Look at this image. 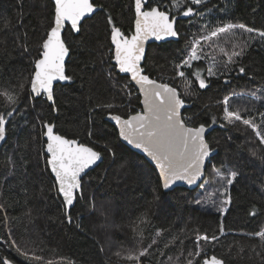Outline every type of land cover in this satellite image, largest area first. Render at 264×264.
<instances>
[{
  "label": "trees",
  "instance_id": "1",
  "mask_svg": "<svg viewBox=\"0 0 264 264\" xmlns=\"http://www.w3.org/2000/svg\"><path fill=\"white\" fill-rule=\"evenodd\" d=\"M46 2L51 4V0H23L20 27L3 31L4 24L0 22V92L19 91V84L30 77L33 70L30 62L39 58L38 44L50 19L51 7L43 6ZM95 3L103 8H98L85 20L84 31L64 32L70 48L65 62L66 74L73 79L54 85L53 101H48L44 95L30 100L26 90L18 106L20 111L8 124L9 134L0 142V261H10V264H139L126 259L128 252L148 248L140 264H187L189 258L193 259V264H202L210 255L223 259L226 264H262L264 247L260 246L258 237L246 234L264 228V193L260 190L264 185V162L251 155L252 149L261 153L264 145L242 124L225 126L222 101L229 96L230 110H241L245 118L252 116L257 124L261 123L264 39L258 33L264 30V0H204L203 4L193 6L198 14L188 17L171 8V0H148L149 5L162 4V10L176 16L179 35L176 40L150 43L142 68L151 77L178 89L185 102L182 116L191 117L189 126H214L206 139L215 154L207 162L203 181L194 190L175 187L170 191L162 189L155 168L117 138V130L105 120L107 110L102 112L95 107L110 102L116 106L118 114L125 117L141 109L136 89L130 87L132 95L128 96L121 88L125 84L132 86L129 78L116 69V79L106 82L105 70L113 62L99 63L101 56H111L107 15L129 35L133 31V0H95ZM183 8L181 5L180 11ZM0 17L9 18L15 26L21 19L17 0H0ZM227 23L244 24L256 30L247 32V47L235 64L227 63L216 76L208 75L205 61L201 60L192 61L190 68H176L189 54L194 36L207 35ZM24 44L28 46L27 54L19 46ZM99 45H104L103 49ZM86 64L87 71H82ZM240 67L245 68V73L239 72ZM177 71H184L185 77H179ZM196 72L206 79V88L199 87L192 75ZM252 92L257 98L250 97ZM243 104V109L234 106ZM5 107H9L7 101L0 96V112ZM54 107L57 111H53ZM38 118L53 123L60 134L78 138L103 153L102 162L84 176L83 191L70 209L71 224L65 218L61 198L53 189L54 180L38 155L40 142L33 141L42 130ZM91 119L95 124L90 123ZM89 128L102 130L104 139L99 136L90 139ZM105 140H111L116 145L117 155L132 161L133 167L120 171L122 161L112 164L102 146ZM9 155L18 162L14 171H10L7 164ZM21 160L26 162L22 167L19 166ZM221 168L238 170L241 176L232 185H226V181L215 176V171ZM225 186L231 203L221 205L226 199L222 193ZM93 196L95 210H92ZM198 200L200 204L195 203ZM220 206L225 207L224 213L217 211ZM251 212L257 215H250ZM197 234L215 235L217 240L201 241V254L189 257L190 252L197 251ZM117 251L121 252L119 257L114 255Z\"/></svg>",
  "mask_w": 264,
  "mask_h": 264
},
{
  "label": "snow or ice",
  "instance_id": "2",
  "mask_svg": "<svg viewBox=\"0 0 264 264\" xmlns=\"http://www.w3.org/2000/svg\"><path fill=\"white\" fill-rule=\"evenodd\" d=\"M204 0H171V8H175L178 14L188 17L196 13V8L203 4ZM181 5L184 6L183 11H180ZM44 7H51L50 19L46 24V31L43 38L38 44V57L31 61L33 70L30 77L25 78L19 84V91L15 89L0 92L7 101L9 107H5L4 111L0 112V141L6 140L9 134L8 124L12 118L20 111L19 104L21 103L24 92L29 91V99L34 100L36 97L44 95L48 101L54 100V82L71 81L73 78L66 74L65 58L69 55L70 48L66 43L64 32L69 31L79 34L84 31V22L90 19L95 14L98 8H103V5H97L95 0H51L49 5L47 2ZM17 7L21 12V19L13 26L7 17H0V22H3V31H8L12 27L22 26L23 21V0H17ZM162 4L149 5L147 0H135V20L134 32L131 36L125 35L120 27L114 23L113 17L109 14L106 18V24L110 27V48L111 56H101L99 63L103 65L106 62L114 61V64L109 63V68L104 77L105 81H114L116 69L120 73L130 74L131 81L134 85L125 84L121 86L122 90L128 96H131L130 87L138 86L139 93L143 99L142 111H134L127 114L126 118L123 114H118L116 106L113 103L107 102L98 104L95 107L102 112L107 110V118L113 121L118 129V139L127 141L129 145H133L136 149L142 150L155 163V167L159 171V178L163 181V188L169 189L174 181H187L188 184H193L201 177L202 169L206 160L211 156L213 149L210 142L206 139V131L211 125L200 124L199 126L190 127L189 121L191 117H183L181 109L184 106V100L181 99L177 89L171 87L168 83H158L157 80L151 79L150 75L145 74V69L141 67L142 61L145 59L144 41L149 37H154L156 40H161L166 37H177L178 29L175 26L176 16H170L169 11L161 10ZM198 14V13H196ZM240 28L248 33L256 31L252 28H247L244 24L234 25L231 23L224 24L214 30L208 32L207 35L200 34L194 36L188 50V55L181 61V64L176 65L179 69L181 66L190 68L192 61L203 59L199 54L202 41H210L213 37L219 36L221 33H226L234 28ZM203 32V29L201 30ZM26 34V33H25ZM259 36L264 39V30L259 31ZM23 48L24 53H28L27 44L19 45ZM103 49L104 45L98 46ZM246 43H242L239 51H233L231 54L225 53L228 57L229 64H235L237 59L244 54ZM95 64V61H92ZM82 71H87V64ZM245 68L240 67L239 72L245 73ZM177 75L181 78L185 77L184 71H177ZM199 82V87L204 89L207 87L206 79L201 77L198 72L192 73ZM209 76L217 75V65L213 63L208 68ZM227 83V81H225ZM191 84V81H188ZM251 96L255 99L256 93L252 92ZM224 105L223 119L226 122L225 126H236L238 123L250 128L255 136L259 139V143L264 145V113L260 114L261 123L257 124L255 118L249 116L245 118L241 110H230L231 100L229 96H225L222 101ZM53 111H57L54 107ZM93 111L90 109V112ZM213 118V123H215ZM41 123V132L33 137V141H39L40 147L37 149L38 155L43 159L45 170L54 177L53 189L59 197H62V203L65 206L64 215L69 224L73 222L70 215V209L76 199V193L83 191L84 176L87 175L88 169L96 165L98 161H102L103 153L96 151L94 146H89L81 142L78 138L69 139L65 135L60 134L53 123L47 121H39ZM90 123L95 124V120L91 119ZM35 130V125H33ZM87 135L89 138L99 136L104 139L103 131L89 128ZM104 152L111 158V163H116L117 160L122 161L119 165L120 171H126L133 167V162L118 156L116 145L111 140H105L103 143ZM264 153V149L261 150ZM258 153L256 149L251 150L253 157L259 158L264 162V154ZM25 161L21 160L19 166L22 167ZM7 164L10 171H14L18 167L17 159L13 155L7 158ZM137 167H139L137 165ZM25 175L27 170L25 169ZM215 176L222 181H226V185H232L241 173L238 170H224L223 168L215 171ZM119 183V181H117ZM44 189L41 188V192ZM261 192L264 193V185L261 186ZM27 192V189H24ZM155 192V190H154ZM222 193L226 199L221 202V205L231 203V196L228 194L227 186L222 188ZM157 200L160 196L157 194ZM93 208L95 210V197L91 198ZM195 203L200 204V201ZM255 207V206H253ZM225 207L220 206L217 211L224 213ZM250 215H257L256 212H251ZM8 218L5 217V220ZM80 227L79 224L76 225ZM220 232H224L223 225L220 227ZM246 235L258 237L261 247H264V228ZM217 236H208L207 234H197L195 254L189 253V257L200 255L201 241L207 243L216 241ZM253 248L256 245L252 246ZM103 251V248H101ZM149 249L144 248L135 253L129 251L126 259L139 262L141 257L148 254ZM26 255V254H25ZM115 256L121 255L120 251L114 253ZM37 260L40 257H36ZM0 264H10V261H0ZM51 264V262H49ZM187 264H193V259H187ZM203 264H226L223 259L212 256L206 258ZM264 264V258H262Z\"/></svg>",
  "mask_w": 264,
  "mask_h": 264
},
{
  "label": "rangeland",
  "instance_id": "3",
  "mask_svg": "<svg viewBox=\"0 0 264 264\" xmlns=\"http://www.w3.org/2000/svg\"><path fill=\"white\" fill-rule=\"evenodd\" d=\"M239 25V24H234ZM249 40L248 34L246 31L240 28H234L226 33H221L215 39L210 41H202V47L199 49V54L203 56L201 61H205V68L208 71V68L215 63L217 65V71H223L225 65L228 63V57L225 53L231 54L233 51H239L242 43H247ZM192 63V62H191ZM261 94H264L262 91ZM250 97L251 94H249ZM237 109L245 108V105L236 106ZM141 109H138L140 111ZM1 142V141H0ZM140 264V262H138Z\"/></svg>",
  "mask_w": 264,
  "mask_h": 264
},
{
  "label": "water",
  "instance_id": "4",
  "mask_svg": "<svg viewBox=\"0 0 264 264\" xmlns=\"http://www.w3.org/2000/svg\"><path fill=\"white\" fill-rule=\"evenodd\" d=\"M147 2H148V0H147ZM98 10V9H97ZM133 11H134V19H133V31L129 34V35H127V36H131L132 34H133V32H134V20H135V0H133ZM175 26H176V23H175ZM76 34V33H75ZM178 37V36H177ZM177 37H166V38H164V39H161V40H156L154 37H149L146 41H144V49H145V55H146V50H147V45L148 44H150V43H153V42H156V43H160V42H164V41H167V40H176L177 39ZM67 58H68V56H66V58H65V62H66V60H67ZM145 60V59H144ZM144 60L142 61V63H141V67H142V65H143V63H144ZM113 62V64H114V61H112ZM117 71H118V69H117ZM119 72V71H118ZM120 73V72H119ZM121 74H124V75H126L128 78H129V80H130V83L132 84V85H134V82L133 81H131V78H130V74H128V73H121ZM151 79H155V78H152V77H150ZM156 80V79H155ZM67 81H57V82H54V85H56V84H58V83H66ZM157 82L158 83H164V82H161V81H159V80H157ZM170 85V84H169ZM171 87H173L172 85H170ZM136 90H137V92H138V94H139V96H140V106H141V111L143 110V105H142V103H141V101H142V99H143V97H142V95L139 93V90H138V86H135L134 87ZM175 88V87H174ZM177 89V88H176ZM177 92H178V94H179V91H178V89H177ZM182 99V98H181ZM184 106H185V103H184ZM184 106L182 107V109H181V115H182V111H183V109H184ZM126 118V117H125ZM105 120H107L108 122H110L114 127H115V129L117 130V132H118V129H117V127H116V125H115V123L113 122V121H110L108 118H107V115L105 116ZM199 126V125H198ZM190 127H192V126H190ZM214 127L211 125V127L210 128H208L207 129V131H206V135L213 129ZM68 138V137H67ZM69 139H74V138H69ZM120 141H121V143H123L125 146H127L130 150H133L134 152H136V153H138V154H140V155H142L154 168H155V170H156V172H157V174H158V176H159V171H158V169L155 167V163L151 160V158H149L148 156H147V154L146 153H143L142 152V150H140V149H136L133 145H129L128 143H127V141H124V140H122V139H119ZM97 151V150H96ZM215 154V150H213V152L211 153V156L210 157H212L213 155ZM210 157L206 160V163H205V165H204V167H203V169H202V174H201V177H199L193 184H188L187 183V181H180V180H178V181H174L173 182V184L172 185H170V187H169V189H164L163 188V181H162V179H160V182H161V186H162V189L164 190V191H170V190H172V189H174L175 187H184V188H186V189H189V190H194V189H196L197 187H198V185L203 181V179H204V177H205V175H206V167H207V162H208V160L210 159ZM103 160V159H102ZM102 161H98L97 162V164L96 165H94V166H92L90 169H88V170H86L87 172L88 171H90L91 169H93L94 167H96L97 165H99L100 163H101ZM52 178H53V180H54V177L52 176ZM81 194V192H77L76 193V196L77 195H80ZM61 198V200H62V197H60ZM76 200V199H75ZM74 204H75V201H74ZM74 204H73V206H74ZM73 206L71 207V208H73ZM212 256H214V255H210L209 257H207L208 259H210ZM218 258V257H217ZM206 259V258H205ZM204 261V260H203ZM202 264H203V262H202Z\"/></svg>",
  "mask_w": 264,
  "mask_h": 264
},
{
  "label": "bare ground",
  "instance_id": "5",
  "mask_svg": "<svg viewBox=\"0 0 264 264\" xmlns=\"http://www.w3.org/2000/svg\"><path fill=\"white\" fill-rule=\"evenodd\" d=\"M162 10V9H161ZM171 16V15H170ZM176 23V22H175ZM178 38V37H177ZM168 41V40H167ZM153 43H156V42H153ZM149 45V44H148ZM147 45V47H148ZM146 74V73H145ZM151 77V76H150ZM153 78V77H152ZM156 79V78H155ZM157 80V79H156ZM162 82V81H161ZM165 83V82H164ZM174 87V86H173ZM141 111V110H140ZM185 118H187L186 116H184ZM213 126V125H212ZM214 127V126H213Z\"/></svg>",
  "mask_w": 264,
  "mask_h": 264
}]
</instances>
